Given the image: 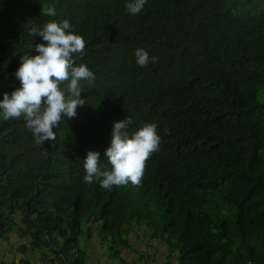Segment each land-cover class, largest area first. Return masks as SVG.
Listing matches in <instances>:
<instances>
[{
    "label": "trees",
    "instance_id": "trees-1",
    "mask_svg": "<svg viewBox=\"0 0 264 264\" xmlns=\"http://www.w3.org/2000/svg\"><path fill=\"white\" fill-rule=\"evenodd\" d=\"M129 2L0 0V101L21 86V56L46 44L33 25L68 20L86 42L76 65L95 74L55 141L0 116V242L20 233L50 251L47 264H85L80 241L97 225L119 260L137 225L162 236L172 262L264 264V0H147L136 16ZM44 3L55 17L41 16ZM137 48L158 63L139 67ZM126 117L130 135L155 122L161 136L141 182L85 183L89 151L111 169L105 153Z\"/></svg>",
    "mask_w": 264,
    "mask_h": 264
},
{
    "label": "clouds",
    "instance_id": "clouds-1",
    "mask_svg": "<svg viewBox=\"0 0 264 264\" xmlns=\"http://www.w3.org/2000/svg\"><path fill=\"white\" fill-rule=\"evenodd\" d=\"M146 3L147 0H132L124 7L130 15L136 16ZM41 7V16L57 15L55 4L44 3ZM29 35L42 37L46 44L35 45L38 55L21 56V66L16 72L21 86L11 94H4L0 101V116L5 121L23 117L35 142L44 144L57 139L53 129L60 126L62 117H76L77 108L86 103L81 99V81L91 82L95 74L86 64L76 65L74 54L82 56L86 42L72 31L68 20L59 23L52 20L43 27L33 25ZM135 58L141 68L159 61L158 57L150 56L143 48L135 50ZM132 122L130 117H126L114 123L111 146L105 153L112 166L110 170L101 168L99 152H88L84 159L85 183L99 180L102 189L111 190L112 186L127 185L129 182L138 185L141 182L148 159L159 148L161 136L155 122L143 124L130 135L126 129Z\"/></svg>",
    "mask_w": 264,
    "mask_h": 264
},
{
    "label": "crops",
    "instance_id": "crops-1",
    "mask_svg": "<svg viewBox=\"0 0 264 264\" xmlns=\"http://www.w3.org/2000/svg\"><path fill=\"white\" fill-rule=\"evenodd\" d=\"M98 226L95 225L93 233L80 241L85 264H178L169 260V247L162 239V236L155 232L153 227L134 226L129 235V247L124 249L121 259L110 258L107 245L101 240ZM19 232V231H18ZM31 247V248H30ZM24 249H31L34 255L20 254ZM0 251L4 258H11L10 264H32L35 257L40 264H44L45 257L51 256L49 250L35 249L31 241L20 233H13L8 239L0 242ZM38 252L39 255H35ZM0 264H3L0 262ZM47 264V263H46ZM54 264H60L58 262Z\"/></svg>",
    "mask_w": 264,
    "mask_h": 264
},
{
    "label": "rangeland",
    "instance_id": "rangeland-1",
    "mask_svg": "<svg viewBox=\"0 0 264 264\" xmlns=\"http://www.w3.org/2000/svg\"><path fill=\"white\" fill-rule=\"evenodd\" d=\"M160 225H162V220H161L160 217H156L154 227H155V228L157 229V231H159V232H160V230H161V226H160ZM159 229H160V230H159ZM160 233H161V232H160ZM30 248H31V247H30ZM21 253L24 254L25 257H26L27 254L34 255V254L32 253V251H31V249H27V250L22 249V250L20 251V254H21ZM35 255H39V253H38V252H35ZM10 261H11V258H8V257L4 258L3 252L0 251V262L3 263V264H10ZM170 262H171V263H174V262H172L171 260H170ZM32 264H40V263L38 262V260H37L35 257H33V262H32ZM44 264H46V263L44 262ZM178 264H179V263H178Z\"/></svg>",
    "mask_w": 264,
    "mask_h": 264
}]
</instances>
